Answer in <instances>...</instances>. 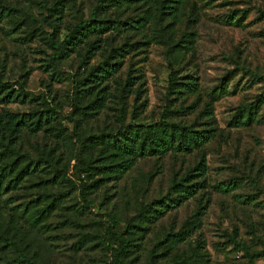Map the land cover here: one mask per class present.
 Wrapping results in <instances>:
<instances>
[{"label": "rangeland", "instance_id": "obj_1", "mask_svg": "<svg viewBox=\"0 0 264 264\" xmlns=\"http://www.w3.org/2000/svg\"><path fill=\"white\" fill-rule=\"evenodd\" d=\"M96 1L69 0L60 37L79 18H87ZM189 3H195L200 14L195 50L182 53L177 64L160 43H152L143 51L129 54L117 76L124 80L128 68H135L140 74L139 90L142 91L126 97L125 117L118 111L122 108L120 101L113 98L109 107L93 118L82 117L78 123L80 129L75 125L77 115L71 113L68 92L73 76H80L84 70L78 68V58L71 55L61 59L54 71L52 65L56 60L50 58L53 50L47 39L50 29L42 22L43 9L39 1L18 0L26 14H16L21 24L11 35L7 30L12 25L8 21L0 23V77L14 81L20 75H27L25 89L34 98L30 102L11 103L8 107L13 111L29 112L42 109L47 102L63 115H71V119L61 116L58 119L57 126L62 127V132L40 130L25 138L22 145L33 157L41 153L55 162L53 167L47 168L58 171L63 165L70 181L37 184L41 178L53 175L50 169L26 181L23 188L4 193L0 199L2 227L9 224L11 216V225L7 227L10 233L40 263L110 264L109 246L115 245V241L107 232L111 224L108 214L115 215L121 222L115 232L121 230L126 220L136 214L140 203L164 194L171 176L185 170L188 163L179 159L140 160L121 179L101 182L99 189L89 195L95 203L102 202L97 208L85 205L80 197L78 185L83 174L77 171L73 156L80 132L86 135L116 130L120 126V115L124 124H148L159 120L166 104L170 66L177 68L179 76L196 77L206 88L215 85L226 71H231L232 76L230 93L214 103V116L219 127L217 135L204 148L208 167L205 177L209 187L202 198L204 201L208 197L209 203L201 227L177 252L187 258L190 255L195 264H247L248 257L239 245L257 250L260 242H264V36L259 35L264 28V0H189ZM233 9L246 10L249 17L245 23H250L235 27L223 22V15ZM137 39L139 35H134L133 40ZM101 59L97 53L88 65H95ZM108 84L114 92V80ZM258 95L263 100L258 110L261 119L245 127L231 126L229 121L238 106ZM196 115L197 111L183 120L190 123ZM223 181H234L238 187L229 193L216 191L213 186ZM57 193H61L62 201L46 221L50 224L47 232L30 226L18 211L25 200L35 198L47 202L49 194ZM250 196L254 197L251 201L248 200ZM244 198L245 204L240 201ZM199 199L200 195L189 198L158 220L142 241L141 257L134 264H146V252L155 237L165 231L178 230L198 208ZM197 241L201 242V248L196 252L191 248ZM11 254L9 248L1 249L0 264ZM170 257L163 256L160 263L168 264ZM253 263L264 264V257H255Z\"/></svg>", "mask_w": 264, "mask_h": 264}, {"label": "trees", "instance_id": "obj_2", "mask_svg": "<svg viewBox=\"0 0 264 264\" xmlns=\"http://www.w3.org/2000/svg\"><path fill=\"white\" fill-rule=\"evenodd\" d=\"M38 1L43 9L42 22L50 29L47 39L53 50L50 58L56 60L52 65L54 71L61 59L71 55L78 58V68L84 70L80 76H73L68 92L71 113L77 115L75 125L78 129L82 117L93 118L108 108L113 98L120 101L122 108L118 111L125 117L126 97L130 93L137 95L142 91L139 90L140 74L135 68H128L124 80L117 76L118 72H122L123 61L129 54L143 51L152 43H160L177 64L182 53L195 50L200 14L195 3L190 4L189 0H97L89 16L81 17L68 26L62 37L60 32L69 0ZM18 12L26 14L18 0H0V23L8 21L12 25L7 30L9 35L12 30L16 31L20 27L21 20L16 17ZM223 17V22L235 27H244L250 23H245L249 17L246 10L233 9ZM134 35H139V39L133 40ZM259 35L264 36V28ZM97 53L102 59L89 66V60ZM26 76L20 75L14 81L0 77V199L4 193L23 188L26 181L50 169L53 175L41 178L37 184L70 181L63 165L58 171L52 170L47 167H53L55 162L47 155L39 153L33 157L30 151L23 149L24 139L40 130L62 132V127L57 126L60 116L71 119L70 114L63 115L47 102H44L45 107L42 109L29 112L11 110L8 107L11 103L30 102L34 99L25 89ZM112 79L116 83L114 92H111L108 84ZM231 80V71H226L215 85L206 88L200 85L196 77L179 76L177 68L170 66L166 104L159 120L148 124H124L120 115V126L116 130L86 135L80 132L78 135L79 144L73 156L77 171L83 174L78 188L87 206L99 208L102 202L95 203L89 195L99 189L101 182L121 179L140 160L164 162L171 158L188 163L185 170L171 176L164 194L140 203L136 214L126 220L121 230L115 232L121 222L115 215L108 214L111 224L107 232L115 241V245L109 246L110 264H134L139 261L141 243L154 224L189 198L200 195L198 208L183 221L181 227L157 235L146 252V264H161L162 257L169 255L171 262L168 264H195L190 260V255L187 258L177 251L189 243L190 237L201 227L209 203L208 197L204 201L202 198L209 187L205 177L208 167L204 148L215 138L219 129L214 116V103L230 93ZM262 101L258 95L254 100L240 104L229 124L245 127L260 120L258 110ZM196 111L193 121L184 122V118ZM200 118L203 120L199 121ZM193 155L197 156L194 160ZM213 187L218 192L229 193L238 184L223 181ZM49 195L47 202L30 198L22 202L18 209L28 224L40 232L50 229L46 221L62 201L61 193ZM253 198L250 196L248 200ZM240 201L246 203L245 198ZM8 225L2 227L0 222V250L9 248L12 252L3 264H42L13 237ZM196 243L191 250L197 252L201 242ZM239 247L248 257L247 264H254L253 259L257 256L264 257L263 241L257 250H250L244 244Z\"/></svg>", "mask_w": 264, "mask_h": 264}]
</instances>
